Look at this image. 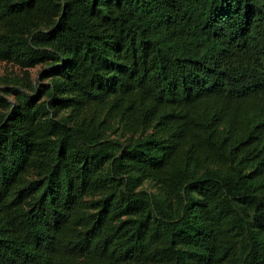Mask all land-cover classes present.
I'll return each instance as SVG.
<instances>
[{
	"label": "trees",
	"instance_id": "trees-1",
	"mask_svg": "<svg viewBox=\"0 0 264 264\" xmlns=\"http://www.w3.org/2000/svg\"><path fill=\"white\" fill-rule=\"evenodd\" d=\"M0 62V264H264V0H0Z\"/></svg>",
	"mask_w": 264,
	"mask_h": 264
},
{
	"label": "rangeland",
	"instance_id": "rangeland-1",
	"mask_svg": "<svg viewBox=\"0 0 264 264\" xmlns=\"http://www.w3.org/2000/svg\"><path fill=\"white\" fill-rule=\"evenodd\" d=\"M40 69V67H35L33 69H31V73L33 74V76H36L38 73V70ZM18 69L12 67L11 65H7L5 62H0V78L2 76H4L5 74H9V73H18ZM1 86V84H0Z\"/></svg>",
	"mask_w": 264,
	"mask_h": 264
}]
</instances>
